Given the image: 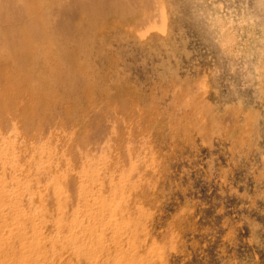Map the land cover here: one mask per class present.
Instances as JSON below:
<instances>
[{
	"label": "rangeland",
	"instance_id": "obj_1",
	"mask_svg": "<svg viewBox=\"0 0 264 264\" xmlns=\"http://www.w3.org/2000/svg\"><path fill=\"white\" fill-rule=\"evenodd\" d=\"M0 264H264V0H0Z\"/></svg>",
	"mask_w": 264,
	"mask_h": 264
}]
</instances>
